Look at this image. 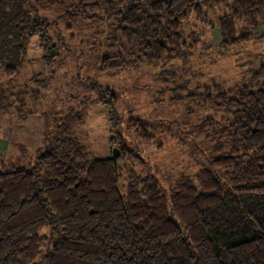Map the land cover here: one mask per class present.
Masks as SVG:
<instances>
[{
  "label": "trees",
  "instance_id": "1",
  "mask_svg": "<svg viewBox=\"0 0 264 264\" xmlns=\"http://www.w3.org/2000/svg\"><path fill=\"white\" fill-rule=\"evenodd\" d=\"M44 7L57 8L58 18ZM192 18L202 23L200 34L187 35ZM61 21L69 32L101 25L93 60L100 75H115L187 62L200 35L216 30L222 56L264 40V0H0V112L13 99L21 115L16 96L46 86L41 74L31 79L36 88L14 81L35 42L53 73L60 48L73 41L66 43ZM89 88L106 95L100 102L117 167L71 135L46 139L29 169L0 155V264H264V61L246 83L198 86L178 97L209 112L196 127L210 147L200 169L167 187L136 168H146L141 145L157 141L163 149L153 120L121 114L114 88L97 81Z\"/></svg>",
  "mask_w": 264,
  "mask_h": 264
},
{
  "label": "rangeland",
  "instance_id": "2",
  "mask_svg": "<svg viewBox=\"0 0 264 264\" xmlns=\"http://www.w3.org/2000/svg\"><path fill=\"white\" fill-rule=\"evenodd\" d=\"M42 13L52 21L59 16L57 8L44 7ZM65 26L66 22L61 21V34L66 43L71 38L73 41L65 47L67 50L60 48L59 65L53 68V73L52 69H44L42 50L35 42L22 72L14 81L17 85L36 88L31 79L41 74L40 78L47 84L37 87L40 94L28 98L16 96L26 103V106L20 103L21 115L14 107L19 103L13 99L3 106L8 107L6 112H0V155L7 163L29 169L35 164L37 150L46 139L67 135L76 137L95 157L111 156L110 125L105 105L100 102L106 95H92L89 88L91 81H97L102 86L114 88L121 114L132 111L134 115L150 118L158 127V141L162 142L163 149H158L157 141L153 145H141L146 168H136L155 175L167 187L186 170L200 169L201 155L209 152L210 147L205 135L198 134L196 127L209 112L178 97L184 98L189 90L198 86L225 83L228 87L246 83L264 61V40H256L222 56L216 46L219 42L216 30L214 36L209 32L206 37L200 35L202 38L192 48L187 62L174 60L157 68H128L115 75H100L92 48L103 39L97 34L103 30L101 25L87 24L70 32ZM202 26L192 18L186 27L187 35L192 29L200 34ZM259 33L264 35L263 24L259 26ZM52 36H56L54 32ZM164 71H167L166 76ZM164 77L169 83H165ZM71 108H74L75 117L70 122L64 121Z\"/></svg>",
  "mask_w": 264,
  "mask_h": 264
},
{
  "label": "water",
  "instance_id": "3",
  "mask_svg": "<svg viewBox=\"0 0 264 264\" xmlns=\"http://www.w3.org/2000/svg\"><path fill=\"white\" fill-rule=\"evenodd\" d=\"M118 156H119V150L115 148L113 150L112 155L108 157L109 160L113 161L115 167H117Z\"/></svg>",
  "mask_w": 264,
  "mask_h": 264
}]
</instances>
